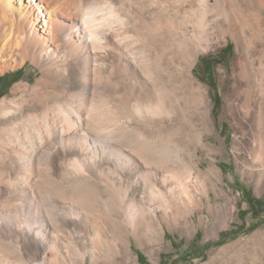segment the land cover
Masks as SVG:
<instances>
[{"label":"bare ground","instance_id":"obj_1","mask_svg":"<svg viewBox=\"0 0 264 264\" xmlns=\"http://www.w3.org/2000/svg\"><path fill=\"white\" fill-rule=\"evenodd\" d=\"M230 42L233 154L264 185V0H0V77H35L0 101V264L133 261L132 238L228 213L194 68Z\"/></svg>","mask_w":264,"mask_h":264},{"label":"rangeland","instance_id":"obj_2","mask_svg":"<svg viewBox=\"0 0 264 264\" xmlns=\"http://www.w3.org/2000/svg\"><path fill=\"white\" fill-rule=\"evenodd\" d=\"M233 56L234 43L230 42L229 46L201 55L194 68L195 76L209 87L215 135L207 142L217 145V155L203 156V167L210 163L216 165L219 182L215 189L223 194L227 204L222 199L217 202L229 207V212L221 217L215 208L207 205L203 211L196 213L194 222L188 221L190 230L179 218L178 222L171 221L168 227L164 226L162 240L155 239L157 245L146 240L138 245L132 238L135 264H264V185L252 179L245 170L243 160L246 152L239 162L235 159L234 129L230 120L225 118L224 95L218 72L220 66L230 67ZM28 70L29 65L17 73L0 77V101L19 81H34L35 77ZM210 185L208 189L215 184ZM110 258L109 264L118 263V257ZM127 259L124 256L118 264H126V261L133 264L132 259Z\"/></svg>","mask_w":264,"mask_h":264}]
</instances>
